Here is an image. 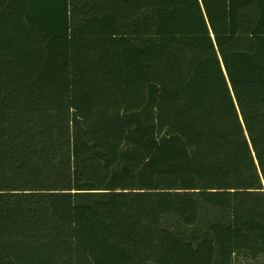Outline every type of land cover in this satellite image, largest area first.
<instances>
[{
    "label": "trees",
    "instance_id": "16d2710c",
    "mask_svg": "<svg viewBox=\"0 0 264 264\" xmlns=\"http://www.w3.org/2000/svg\"><path fill=\"white\" fill-rule=\"evenodd\" d=\"M0 264H264V0H0Z\"/></svg>",
    "mask_w": 264,
    "mask_h": 264
}]
</instances>
